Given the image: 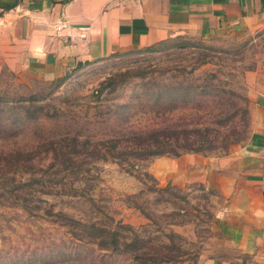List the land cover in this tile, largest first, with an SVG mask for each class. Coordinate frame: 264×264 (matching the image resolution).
Wrapping results in <instances>:
<instances>
[{"label":"rangeland","instance_id":"374dc122","mask_svg":"<svg viewBox=\"0 0 264 264\" xmlns=\"http://www.w3.org/2000/svg\"><path fill=\"white\" fill-rule=\"evenodd\" d=\"M212 74L215 83L240 93L236 106L240 111L231 120L239 139L205 154L221 156L233 145L245 143L251 133V95L264 88V23L240 36L185 35L142 50L122 51L52 80L3 67L2 103L10 100L24 108L0 111V258L7 264H150L147 250L152 252L154 246L178 256L176 261L157 264H206L218 256L225 240L216 215L224 197L205 182L184 177L193 171L190 167L185 172L183 164L176 163L178 157L157 156L127 172L116 162L99 160L103 154L90 149L80 152L84 165L65 177L64 172L55 175L53 164L55 157L66 158L56 156L58 143L72 142L76 131L84 132L80 141L86 136L101 141L124 132L132 135V129L148 118L142 109L154 90L149 83H169L174 75L205 83ZM204 109H185V122L195 127L220 120L212 106ZM82 149L76 146L74 151ZM75 190L85 194L84 200L61 194ZM11 191L21 197L16 205ZM60 209L116 226L119 247L102 249L73 239L68 228L52 221L49 211ZM134 239L135 245L147 248L139 257L133 247L124 245ZM53 242L62 248L60 252L50 250Z\"/></svg>","mask_w":264,"mask_h":264},{"label":"crops","instance_id":"0c3cea01","mask_svg":"<svg viewBox=\"0 0 264 264\" xmlns=\"http://www.w3.org/2000/svg\"><path fill=\"white\" fill-rule=\"evenodd\" d=\"M263 23L264 0H0V70L52 80L122 51L185 35L240 36ZM251 96L245 143L176 161L192 168L184 177L224 197L216 220L225 245L206 264H264V88Z\"/></svg>","mask_w":264,"mask_h":264},{"label":"trees","instance_id":"16d2710c","mask_svg":"<svg viewBox=\"0 0 264 264\" xmlns=\"http://www.w3.org/2000/svg\"><path fill=\"white\" fill-rule=\"evenodd\" d=\"M82 66L80 64L76 68ZM197 68L198 65L194 67V70ZM172 78L173 81L169 83L158 80L148 84V86L154 88L150 94V99L146 101L147 105H144L142 109L148 114V118L146 123L132 129V135L125 136L126 132H124L123 135L106 137L107 140L101 141H93L92 138L86 136L85 141H80L79 138L84 132L76 131L72 136V142H59L56 148L55 145L56 156L57 154L66 156V158L62 156L61 159L55 157L53 163L56 170L55 175L59 176V172H64L61 177H65L70 176L71 172L75 173L76 169L84 165L80 152L90 149H97L103 154V156L98 157L99 160L116 162L127 172H133L135 168L140 169L144 163L150 162L151 159L157 156L171 155L180 157L186 153L206 154L214 148L226 149L239 139L236 135V124L231 121L240 111L239 108H236L240 101L237 98L238 96L240 97V93L237 90L230 86H225L224 83H215L213 81L215 79L214 74L205 83H199L197 80H190L185 77L179 79V75H174ZM61 82L62 80L58 84ZM197 96H201V98L198 99L196 98ZM2 100L3 98H0V111L12 108L22 110L24 108L23 105H18L17 103L12 105L10 100L2 103ZM208 106H212L211 111L214 112L215 116L217 115V118H220L219 121L210 123V125H195V127H190L191 124L185 122V109L192 107L199 112L205 107L207 109ZM123 107L127 108L129 106L123 105ZM206 109L204 110L206 111ZM229 111H232L231 115L227 116ZM243 112H247V108H243ZM117 115L118 117L119 115L124 116L123 113H118ZM214 124H217V127L213 126ZM121 129L123 128L121 127ZM76 146L83 149L74 151ZM5 162L7 165L9 163L11 166L14 165L12 160H6ZM16 163H20V161H16ZM142 173L156 183V180L148 172ZM17 191L18 189L14 190L15 193ZM14 192L11 191V194L14 195ZM65 193L73 195L71 200H75L77 197L83 200L85 198V194L80 193L79 190H75V194L67 191L61 194L64 195ZM19 199H21L20 196L14 195L12 205L18 204L16 200ZM74 203L77 202L74 201ZM36 207L40 208L39 206ZM49 214L52 216L54 223L68 228L70 236L75 240L92 242L100 248L108 250H115V248L119 247L118 236L120 230L114 225H104L96 220L80 218L73 214L70 215L62 209L57 211L50 210ZM135 241L136 239H134L133 243L132 241L131 243L126 242L124 245L126 248L133 247V250L137 252L136 257H139V253L143 252L146 247H142L140 244L135 245ZM50 248L53 253L62 250L54 242ZM147 254L152 256L150 264L178 260L175 251L161 252L156 246L152 247V252L147 250ZM5 259L3 257L2 259L0 258V264H7L8 262L4 261ZM13 264H18V262L14 261Z\"/></svg>","mask_w":264,"mask_h":264}]
</instances>
